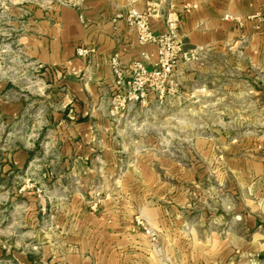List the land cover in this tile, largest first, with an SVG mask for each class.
<instances>
[{
  "label": "crops",
  "instance_id": "crops-1",
  "mask_svg": "<svg viewBox=\"0 0 264 264\" xmlns=\"http://www.w3.org/2000/svg\"><path fill=\"white\" fill-rule=\"evenodd\" d=\"M148 1L69 0L52 19L30 22L26 49L58 72L52 95L61 104L54 131L61 142L52 145L56 159L46 167L57 166L61 174L55 192L46 175L41 220L28 230L24 249L13 252L18 264H264V0H171L182 12L186 45L209 51L211 65L202 73L183 65L177 72L189 106L208 114L211 132L197 139L206 144L196 154L207 166L191 168L193 185L207 183V196L189 201L180 197L179 185L148 181L164 170L143 159L129 164L142 172L116 180L136 189L98 192L91 186L97 164L115 168L121 153L113 137L122 115L111 116L108 103L112 58L118 55L123 65L141 60L148 69L158 59L157 47L141 45L127 21L132 6L141 12ZM166 9L149 16L155 33L164 30ZM79 46L90 53L77 55ZM226 61L234 66L225 68ZM1 106L12 117L24 103ZM32 161L26 149L14 156L18 168L28 169ZM178 170L176 175L187 171ZM171 188L178 193L171 195ZM137 216L155 236L137 224Z\"/></svg>",
  "mask_w": 264,
  "mask_h": 264
},
{
  "label": "rangeland",
  "instance_id": "rangeland-1",
  "mask_svg": "<svg viewBox=\"0 0 264 264\" xmlns=\"http://www.w3.org/2000/svg\"><path fill=\"white\" fill-rule=\"evenodd\" d=\"M67 1L0 0V264H18L13 259V252L24 249L28 230L41 220L38 211L42 207L41 198L46 194L47 173L50 174V184H53L50 191L58 190V185H54L61 174L58 167H46L50 160L56 159V153L51 152L52 145L61 142V137L54 132L58 131L60 120L56 115L61 104L52 95L57 90L58 72L55 67L38 63V58L26 49L24 36L30 32V22L37 23L44 17L52 19L57 6ZM171 3L179 14V23L182 22V12L177 10L173 1ZM249 16H240V21ZM225 18L230 20L233 17L229 13ZM177 29L176 41H181L183 52L193 55L192 59L181 60L174 75L156 81L158 91H150L144 103L124 110L121 119L115 122L119 131L114 132L113 139L121 151L117 157L118 166L108 168L97 164L95 180L91 182L94 190L136 189V184L121 185L116 180L142 172V168L129 164L143 159L147 161V167L164 170L163 176H149L148 181L152 179L155 184L161 179L170 186L179 185L180 197L189 201L195 196H207V183L198 187L193 185L191 168L199 164L207 166V159L196 154L197 148L206 144L198 140L205 138L206 132H211L205 125L208 114L203 109L189 106L190 99L181 94L183 84L178 80L177 72L181 65L201 72L211 65L207 56L209 51L188 47L179 25ZM243 62L245 66L246 62ZM224 63L225 68L234 66L233 61ZM9 81L10 89L6 90L4 84ZM176 83H179L178 92L175 91ZM10 101L24 103L16 116L2 113L1 105L4 107ZM125 147L128 152H124ZM25 149L31 153L33 164L28 169L18 168L14 156ZM16 159L18 161V157ZM181 167L187 171L176 175ZM206 182L209 183L207 178ZM176 193L177 190L173 192L171 188L170 194ZM136 221L144 229L149 228L142 217L137 216ZM151 236H155L153 232Z\"/></svg>",
  "mask_w": 264,
  "mask_h": 264
},
{
  "label": "built area",
  "instance_id": "built-area-1",
  "mask_svg": "<svg viewBox=\"0 0 264 264\" xmlns=\"http://www.w3.org/2000/svg\"><path fill=\"white\" fill-rule=\"evenodd\" d=\"M134 5L138 0H128ZM165 20L164 30L155 33L149 24V16L162 8ZM127 21L129 27L137 33L138 41L142 44H153L157 47L158 59L153 69H148L141 60H134L123 65L118 55L112 58V71L115 76V83L108 96L109 113L115 117L122 115L132 105L144 103L150 91H158V83L163 77L172 76L181 60L190 61L193 55L183 52L180 40L176 41L177 28L179 25V14L173 10L171 0L148 1L145 10L139 12L133 6L128 11ZM157 12V13H158ZM121 14L117 15L120 17ZM77 55L86 57L90 49L79 46L76 49ZM178 92L179 83L175 85ZM145 232L151 236V229L145 228Z\"/></svg>",
  "mask_w": 264,
  "mask_h": 264
}]
</instances>
